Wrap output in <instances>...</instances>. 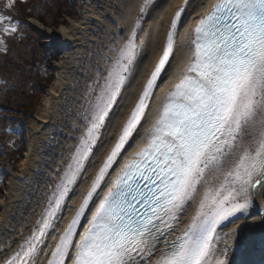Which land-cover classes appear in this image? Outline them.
Masks as SVG:
<instances>
[{"label": "snow or ice", "instance_id": "1", "mask_svg": "<svg viewBox=\"0 0 264 264\" xmlns=\"http://www.w3.org/2000/svg\"><path fill=\"white\" fill-rule=\"evenodd\" d=\"M151 2L102 57L0 264H229L236 229L222 225L264 193V0H204L190 28L179 7L132 86ZM19 24L0 13V52Z\"/></svg>", "mask_w": 264, "mask_h": 264}, {"label": "bare ground", "instance_id": "2", "mask_svg": "<svg viewBox=\"0 0 264 264\" xmlns=\"http://www.w3.org/2000/svg\"><path fill=\"white\" fill-rule=\"evenodd\" d=\"M83 18L63 24L60 46L63 56L58 63L54 82L45 95L38 116L30 125L31 139L20 170L9 182V199L1 203L0 243L14 239L24 230L22 225L33 219L42 193L59 168L66 146L73 143V125L78 123L77 113L86 87L91 83L98 66H103V56L113 40L124 36L128 21L135 16L143 0H83ZM210 4L212 0H207ZM204 0H152L144 17V49L139 59L135 79L145 67L151 66L155 57V40H162L170 17L179 7L186 6L182 20L188 28L206 8ZM70 37V39L68 38ZM181 50L177 61L186 59ZM171 80L165 79L161 92L166 91ZM135 148L130 149L134 151ZM192 214L190 209L188 215ZM222 227L225 231L236 229V244L228 254L229 264H261L264 262V193H260L253 207L246 213L230 218Z\"/></svg>", "mask_w": 264, "mask_h": 264}, {"label": "trees", "instance_id": "3", "mask_svg": "<svg viewBox=\"0 0 264 264\" xmlns=\"http://www.w3.org/2000/svg\"><path fill=\"white\" fill-rule=\"evenodd\" d=\"M5 5V2L0 0V8L3 13L12 16L20 24L17 33L6 36L9 47L7 52L0 57V74L2 76L6 75V78L4 77L3 82H0V89H3L6 93L5 85L12 86L10 83L19 82L21 79L23 82L27 75L31 78L36 77L37 84L41 89L37 97H33L31 102L29 95L24 90L17 92L13 87L8 92L7 101H2V95H0V196L3 194L5 181L8 177L7 167L19 160L25 149L26 131L24 122L26 117L30 109L37 106L39 95L43 92V86L52 81L54 74L50 63L53 59L58 58L60 54V50L55 47L57 40L52 38V45H47L44 41L47 34L41 33L35 27L27 24L25 18L34 17L45 26L56 31V28L62 22H67L68 17L76 14L77 0H15L11 9H7ZM20 30L25 31L26 36L19 38ZM18 43L22 45L17 48ZM16 49H18V52ZM18 53L20 57H17ZM15 64H17L16 69L11 70ZM43 66H45V71H50L47 78L42 74L44 69L42 70L41 67ZM17 76L18 80L13 81ZM35 82L33 80V83ZM8 126L13 127L14 131L6 134L4 129ZM12 136L13 138L17 137V147L11 148L7 143Z\"/></svg>", "mask_w": 264, "mask_h": 264}, {"label": "rangeland", "instance_id": "4", "mask_svg": "<svg viewBox=\"0 0 264 264\" xmlns=\"http://www.w3.org/2000/svg\"><path fill=\"white\" fill-rule=\"evenodd\" d=\"M5 2V4L7 3V0H1V2ZM77 9H78V12H76V14L75 15H73V16H70L69 17V21H68V23H71V20L72 19H77V20H80V19H82L83 18V11H84V2H83V0H77V7H76ZM39 11H41V10H39ZM31 20V19H30ZM26 21L28 22V20L26 19ZM30 22V21H29ZM32 25V24H31ZM21 28H23V27H21ZM58 28V27H57ZM44 31H46V33L47 34H51V32H52V28L51 27H47V26H45L44 27ZM57 32H58V35H57V37H59L60 39H59V41H58V43L60 44V40H61V34L59 33V31H58V29H57ZM26 32L25 31H22V30H20V36L21 37H23V36H25L26 34H25ZM4 39H5V42L7 43V45H9V41H8V39L7 38H5L4 37ZM51 40V39H50ZM31 44H33L32 42H31ZM18 46H17V48L18 47H21V43H18L17 44ZM60 50H61V52H62V54L60 55V57L57 59V61L56 62H58L59 63V61H60V59L62 58V56H63V49L62 48H60ZM16 51L18 52V49H16ZM19 54V53H18ZM17 57H20V54L19 55H17ZM14 59H16L15 57H14ZM16 62H18V60H16ZM16 65L17 64H15L14 66H13V68L11 69V70H14V69H16ZM41 69L43 70V72H42V74H43V76H45V77H47L48 75H49V72L48 71H45V66H43V67H41ZM14 72V71H13ZM57 72H58V68H57V65H55V75L57 74ZM0 73H1V68H0ZM15 74V73H14ZM13 74V75H14ZM19 76V75H18ZM18 76L15 78V79H13V81H15V80H18L17 78H18ZM0 77L3 79L4 77L6 78V75H1L0 74ZM33 80H34V82L35 81H37V78L36 77H30L29 75H27V77L25 78V80L22 82V79L19 81V82H13V83H10L12 86H4L5 87V89L7 90V92L5 93V91L3 90V89H0V93L2 94V101H7V99H8V92H10L13 88H15L16 90H17V92H19V91H25L26 93H27V95H29V98H30V102L33 100V97L38 93V85H37V82L36 83H33ZM54 80H55V77H54ZM27 81V82H26ZM54 82V81H53ZM52 82V83H53ZM20 83H22V84H20ZM25 83H26V85H25ZM51 83V84H52ZM51 84H50V86H51ZM50 86L42 93V94H40L39 95V102H38V106H36L35 108L34 107H32L31 109H30V112L29 113H31V114H29V116H28V120H27V122H26V130H27V132H26V136H27V145L29 144L28 142H29V140L31 139V133H30V129H29V127H30V125L32 124V121L34 120V119H36V116H38V111H39V109L42 107V105H43V102H44V98H45V95H46V93L48 92V90H49V88H50ZM13 87V88H12ZM8 141H12V138H10ZM20 165H19V163H18V165H17V169L16 170H14L13 168H11L10 169V171H11V176H10V178H9V180H8V182H7V187H5V192H4V194H3V196H2V198H0V211H1V203L4 201V200H8L9 199V194H8V188H9V182H10V179H12V177H13V174L14 173H16V172H18L20 169ZM264 264V263H263Z\"/></svg>", "mask_w": 264, "mask_h": 264}, {"label": "clouds", "instance_id": "5", "mask_svg": "<svg viewBox=\"0 0 264 264\" xmlns=\"http://www.w3.org/2000/svg\"><path fill=\"white\" fill-rule=\"evenodd\" d=\"M70 39V37H68Z\"/></svg>", "mask_w": 264, "mask_h": 264}]
</instances>
